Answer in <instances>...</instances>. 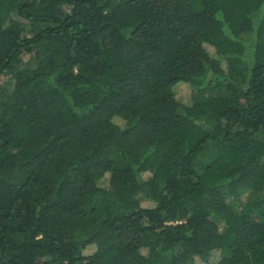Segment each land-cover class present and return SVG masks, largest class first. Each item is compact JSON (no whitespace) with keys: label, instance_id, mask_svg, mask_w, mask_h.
I'll return each instance as SVG.
<instances>
[{"label":"trees","instance_id":"obj_1","mask_svg":"<svg viewBox=\"0 0 264 264\" xmlns=\"http://www.w3.org/2000/svg\"><path fill=\"white\" fill-rule=\"evenodd\" d=\"M0 12V264H264V0Z\"/></svg>","mask_w":264,"mask_h":264},{"label":"rangeland","instance_id":"obj_2","mask_svg":"<svg viewBox=\"0 0 264 264\" xmlns=\"http://www.w3.org/2000/svg\"><path fill=\"white\" fill-rule=\"evenodd\" d=\"M1 17H4V13L3 12H0V18ZM43 58H41V56H39V55H37L35 53L34 57L31 59V61H29L28 63H25V64H20L17 67L18 68H26V69H29V70H33V69L37 68V66L41 62V59H43ZM242 68L245 69V66L243 64H242ZM180 90L184 91L185 90V85H180L178 87L177 91L180 92ZM222 92H224V91L222 89H220V90L216 91L215 93L218 94V93H222ZM235 200L236 199L234 197H229L227 199V201H232V202L236 203ZM218 226H219L220 229L224 228L223 221L219 220L218 221Z\"/></svg>","mask_w":264,"mask_h":264}]
</instances>
